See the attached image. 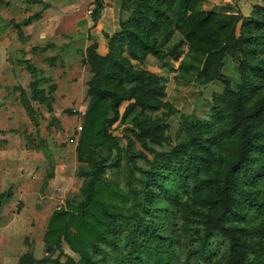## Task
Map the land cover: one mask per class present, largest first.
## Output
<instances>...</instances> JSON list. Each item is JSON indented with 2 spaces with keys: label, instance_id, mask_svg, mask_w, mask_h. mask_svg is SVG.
I'll return each mask as SVG.
<instances>
[{
  "label": "trees",
  "instance_id": "obj_1",
  "mask_svg": "<svg viewBox=\"0 0 264 264\" xmlns=\"http://www.w3.org/2000/svg\"><path fill=\"white\" fill-rule=\"evenodd\" d=\"M205 1L120 0L121 11L128 15L120 18L117 32L105 35L108 52L98 54L95 41L87 47L85 61L92 76L77 145L78 161L82 163L81 200L66 202L50 215L43 235L48 251L65 242L78 254L77 264H95L96 250L110 239L106 231L122 222L129 227L126 236L133 250L150 251L155 257L142 264H172L180 257V252L171 248L175 242L187 247L180 264H244L247 246L242 236L256 229L231 223H243L252 209L264 203L263 191L256 186L264 177V158L259 164L255 162V154L264 148V94L254 99L251 96L264 85V0L249 18L203 10L200 7ZM102 8V0L93 1L92 26ZM31 20L29 17L14 23V27L28 25ZM176 33L179 37L171 43ZM225 54L237 59L242 83L234 92L228 80H223L224 107H214L217 122L223 124L221 130L208 134L207 125L192 129L189 124L184 129L187 136L171 152L151 150L150 143L168 141L164 132L179 111L166 99L165 78L134 63H143L148 56L179 61L176 68L169 67L184 74L196 71L197 80L212 68L209 79L216 80L222 78L218 69ZM129 117L131 125L125 130L132 137H126L127 144L121 147L111 127ZM129 139L153 152L152 160L135 150ZM214 145L219 146L216 157ZM113 151L112 173L117 178L107 179L104 161ZM214 159H219V167L205 171ZM200 171L204 175L195 177ZM167 174L181 182L180 188L160 184ZM158 194L176 205L184 204L180 213L183 223L178 238L151 246L137 232L153 237L158 233L153 228L148 232L150 224L137 218L135 212L137 208L149 212ZM10 195V191L0 194V210ZM184 195L193 196V201H182ZM128 203L129 214L125 213ZM200 208L204 212H199ZM197 215L202 218L196 219ZM213 239L218 245L226 244L225 257L212 252ZM112 246L118 247L114 241ZM44 261L64 264L57 257L36 260L28 254L21 255L19 264Z\"/></svg>",
  "mask_w": 264,
  "mask_h": 264
},
{
  "label": "rangeland",
  "instance_id": "obj_2",
  "mask_svg": "<svg viewBox=\"0 0 264 264\" xmlns=\"http://www.w3.org/2000/svg\"><path fill=\"white\" fill-rule=\"evenodd\" d=\"M71 1L0 0V194L11 192L0 210V264H19L22 254L36 260L57 257L64 264H77L79 260L78 254L65 242L48 251L43 241L52 212L66 202L80 201L83 185L77 145L89 103L88 82L92 76L85 61L86 49L93 42L91 27L88 28L92 24L91 14L87 12L91 7L70 8L74 0ZM262 4V0H206L200 8L249 18L254 7ZM127 15L125 11L120 12L118 28L120 18ZM29 17L32 20L28 25L14 27V23ZM238 28L239 24L237 31ZM178 37L176 33L171 43ZM183 48L186 52V43ZM184 57L183 54L180 59ZM169 64L176 68L179 61L148 56L143 63H134L139 69L157 72L165 78L166 99L179 111L169 120V127L164 132L169 136L168 141L149 144L154 151L171 152L172 147L187 136L184 129L189 124L192 129L198 124L207 125L208 134L218 133L223 124L217 122L214 107H224L221 93L226 84L223 80H228L229 88L234 92L242 83L237 59L230 54L224 55L218 69L222 78L216 80L209 79L212 68L197 80L196 71L184 74L170 68ZM263 94L264 85L251 96L254 99ZM129 125L130 117L111 127L121 147L126 146V137H132L125 130ZM129 140L135 150L143 151L152 160L153 152H148L136 140ZM213 150L216 157L219 146L214 145ZM114 156L113 151L104 161L107 179L117 178L112 173ZM263 158L264 148L255 154L256 164ZM219 162V159L211 160L205 171L216 169ZM141 165L147 164L141 162ZM203 175L200 171L195 177ZM160 184L174 188L181 186V182L170 174ZM256 186L263 191L264 200L263 176ZM181 198L182 201H193V196ZM183 205H176L158 194L149 205V212L137 208L136 217L150 224L148 232L153 228L158 233L153 237L137 232V236L151 246L178 238L183 223L180 216ZM126 206L129 210V203ZM199 212L204 209L200 208ZM125 213L129 214L131 210ZM200 218L202 215L196 216V219ZM118 223L121 224H114V228L106 231L110 239L96 250L95 264H142L155 258L150 251L135 252L126 236L128 225ZM231 224L256 229L253 234L242 236L247 246L244 264H264V203L262 207L252 209L243 223ZM112 241L117 243V248L112 246ZM225 246V243L218 245L213 239L211 250L217 257H225ZM171 248L180 252L179 259L172 264L182 263L187 247L175 242Z\"/></svg>",
  "mask_w": 264,
  "mask_h": 264
},
{
  "label": "crops",
  "instance_id": "obj_3",
  "mask_svg": "<svg viewBox=\"0 0 264 264\" xmlns=\"http://www.w3.org/2000/svg\"><path fill=\"white\" fill-rule=\"evenodd\" d=\"M73 1V0H72ZM71 1V2H72ZM94 0H74L73 4H70V8H80L84 6L93 7ZM103 8L100 12L99 18L94 26L92 24L88 26L92 35L93 41L96 42V51L100 55H104L108 52L106 34L112 35L118 31V18L121 12L120 0H102Z\"/></svg>",
  "mask_w": 264,
  "mask_h": 264
},
{
  "label": "built area",
  "instance_id": "obj_4",
  "mask_svg": "<svg viewBox=\"0 0 264 264\" xmlns=\"http://www.w3.org/2000/svg\"><path fill=\"white\" fill-rule=\"evenodd\" d=\"M91 11H92V8H91V9H89V10H87V12H88V13H90V14H91Z\"/></svg>",
  "mask_w": 264,
  "mask_h": 264
}]
</instances>
